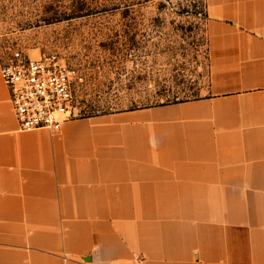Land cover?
I'll list each match as a JSON object with an SVG mask.
<instances>
[{"label":"crops","instance_id":"0c3cea01","mask_svg":"<svg viewBox=\"0 0 264 264\" xmlns=\"http://www.w3.org/2000/svg\"><path fill=\"white\" fill-rule=\"evenodd\" d=\"M208 84L20 130L0 77V264H264V0H204Z\"/></svg>","mask_w":264,"mask_h":264},{"label":"rangeland","instance_id":"374dc122","mask_svg":"<svg viewBox=\"0 0 264 264\" xmlns=\"http://www.w3.org/2000/svg\"><path fill=\"white\" fill-rule=\"evenodd\" d=\"M204 0H0V54H56L82 74L73 117L198 98Z\"/></svg>","mask_w":264,"mask_h":264},{"label":"built area","instance_id":"2783aa9c","mask_svg":"<svg viewBox=\"0 0 264 264\" xmlns=\"http://www.w3.org/2000/svg\"><path fill=\"white\" fill-rule=\"evenodd\" d=\"M0 77L20 130L56 132L74 116L73 95L82 74L56 54L8 48L0 54Z\"/></svg>","mask_w":264,"mask_h":264}]
</instances>
